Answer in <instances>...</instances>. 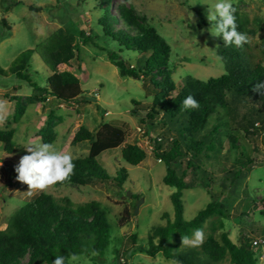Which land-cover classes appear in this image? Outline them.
Returning a JSON list of instances; mask_svg holds the SVG:
<instances>
[{
	"label": "rangeland",
	"instance_id": "obj_1",
	"mask_svg": "<svg viewBox=\"0 0 264 264\" xmlns=\"http://www.w3.org/2000/svg\"><path fill=\"white\" fill-rule=\"evenodd\" d=\"M120 2L115 0V4ZM215 3L216 0H128L136 13L147 19L169 45L172 78L178 91L188 76L206 81L225 73L217 54L219 37L211 35V24L207 19L209 8L214 10ZM233 5L257 29V33L248 38L254 51L258 50L264 44V0H233ZM97 7L95 0H0V102H4L7 109L6 119L1 124L4 128L15 129L13 153L8 154L0 143V229L4 230L8 220L21 207L43 192L58 202L69 199L73 203L71 208L98 201L107 211L110 245L103 254L77 255L71 264H177L162 255L152 257L143 252L154 228L166 225L168 219L163 215L166 213L173 220L175 214L171 195L176 189L164 183L165 163L157 159L151 145L153 139L166 132L162 124L150 128L145 117L156 93L148 80L122 77L109 61L107 51L114 47L102 35L96 37L99 31L95 22L100 16ZM1 20H5L7 26ZM82 31L107 50L103 52L85 44ZM66 32L70 34L66 41L77 45L79 52L69 65L61 64L57 69L77 75L84 95L72 103L49 98L44 105L30 104L34 91L17 77L18 67L26 60V75L41 86L46 85L52 72L36 48L48 41L54 45L63 43ZM122 55L128 64H136L137 53L127 51ZM16 96L27 105L18 123L13 122L15 102L12 99ZM251 106L253 103L249 102L240 107L230 118L231 136L224 137L217 163L215 159L206 160L204 168L194 178L193 171L186 170V180L193 178L200 184H209L215 197L230 198V186L228 183L224 186L222 182L234 161L237 160L236 169H242L239 160L252 169L244 186L238 182L230 217L224 220L225 228L217 230L215 236L220 239L225 231L236 244L244 242V238L256 241L258 264H264V125L256 119L258 130L245 134L244 127L249 120H244L243 114L249 113ZM51 114L57 125L53 144L57 149L71 153L74 159L86 157L90 149L88 142L71 145L78 129L86 126L90 131H96L104 123L123 128L126 144L140 146L147 157L137 166L129 165L122 158L123 146L107 150L98 157L100 165L112 178L122 169L127 172V180L122 186L114 181H98L82 187L55 185L43 192L29 191L26 184L16 179L14 168L19 159L28 154L25 145L43 142L38 134ZM250 118L256 117L250 114ZM222 126L225 128L223 123ZM166 144L163 149L168 148ZM233 145L235 149H232ZM248 158L254 163H247ZM175 167L181 175L187 169V158H179ZM182 201L184 218L190 221L212 198L200 185L184 190ZM126 213L127 224L120 227L118 220ZM212 219L203 228L204 241L212 233ZM133 235L138 236L136 244L131 240ZM220 264L231 262L227 258Z\"/></svg>",
	"mask_w": 264,
	"mask_h": 264
},
{
	"label": "trees",
	"instance_id": "obj_2",
	"mask_svg": "<svg viewBox=\"0 0 264 264\" xmlns=\"http://www.w3.org/2000/svg\"><path fill=\"white\" fill-rule=\"evenodd\" d=\"M95 1L100 13L95 22V28L99 31L96 37L102 35L114 47V50L107 51L109 61L118 68L122 77L148 80L152 84L156 94L152 108L145 117L150 128L162 124L166 132L159 137L160 141L153 139L151 145L154 146L157 159L165 163L164 183L176 189L171 195L175 214L173 220L168 214L163 215L164 219H168L166 225L154 228L143 252L152 257L162 255L177 264H220L227 258L231 264H258L256 252L259 245L256 241L244 238V242L236 244L225 231L221 233L220 239L215 236L217 230L225 228L224 220L230 217L238 182L244 186L252 169L246 168L241 160L238 162L243 164L242 169H236L237 160L234 161L232 169L226 173L222 182L224 186L229 184L232 194L230 198L215 197L209 184H200L193 178L204 168L206 160L215 159L217 163L224 137L231 136L230 118L240 107L253 103L250 112L243 114L244 120H249L244 127L245 134H253L258 130L255 126L256 119L264 125V95L253 91L255 84L264 81V44L254 51L249 42L243 47L225 46L222 37H219L217 54L225 73L206 81L188 76L178 91L172 78L171 49L147 19L139 16L133 6L128 4V0H120L119 4H115V0ZM235 16L238 31L248 37L257 33V29L245 15L236 10ZM1 23L7 26L5 20H1ZM64 36L66 39L61 44L54 45L48 41L36 48L52 72L46 85L41 86L26 75V60L19 65L17 77L34 91L29 99L30 104L44 105L49 98L72 103L83 97L81 81L77 75L57 69L61 64L69 65L79 52L77 45L66 41L70 37L69 32ZM81 38L85 44H91L100 51L107 50L99 41L87 36L86 32H81ZM127 51L138 54L135 65L128 64L123 59L122 53ZM189 95L199 102L198 109H183L182 102ZM12 100L15 102L13 122L18 123L25 114L27 105L17 96ZM250 114L256 118H250ZM54 120L52 114L49 115L38 134L44 143L56 140L57 125ZM142 123H145L144 119ZM14 136L15 129L4 128L0 123V143L8 154L15 150ZM84 142L90 144L89 154L83 158H75V170L71 179L56 186L82 187L98 181H114L122 186L127 180V172L122 169L112 178L100 165L98 157L107 150L121 146L122 158L129 165L137 166L147 157L140 146L126 144V132L123 128L109 123L102 124L96 131L81 126L71 145ZM232 143L235 144V141L232 140ZM163 144L168 145V148L163 149ZM235 148L233 145L232 149ZM181 157L187 158V169L179 175L175 163ZM247 163L251 165L254 162L248 158ZM190 169L193 171V178L187 182L186 170ZM200 185L207 189L212 201L192 220L187 221L184 218L183 191ZM60 202L50 194L40 193L8 220L6 228L0 229V264H52L56 255H64L66 264H71L73 256L104 253L110 245L111 227L102 204L90 201L71 208L73 203L69 199H61ZM127 216V213L120 216V227L127 224ZM211 219L214 220L211 221L212 233L199 248L182 247V236L191 237L196 229L203 230ZM137 238V235L131 237L133 244H136Z\"/></svg>",
	"mask_w": 264,
	"mask_h": 264
},
{
	"label": "clouds",
	"instance_id": "obj_3",
	"mask_svg": "<svg viewBox=\"0 0 264 264\" xmlns=\"http://www.w3.org/2000/svg\"><path fill=\"white\" fill-rule=\"evenodd\" d=\"M233 0H216L214 10L209 8L207 19L211 24V35L222 37L225 46L243 47L249 42L247 34L238 31ZM214 24V27L212 26ZM253 91L264 95V81L254 85ZM182 107L185 110L198 109L199 102L187 96ZM6 104L0 102V123L6 119ZM28 154L23 155L15 166L16 179L28 186L29 191L43 192L49 188L69 181L74 174L75 164L71 153L63 152L53 143H34L25 145ZM204 232L196 229L192 236H182L181 244L187 247H200L204 243ZM75 260V256L72 257ZM52 264H66L64 255H56Z\"/></svg>",
	"mask_w": 264,
	"mask_h": 264
},
{
	"label": "built area",
	"instance_id": "obj_4",
	"mask_svg": "<svg viewBox=\"0 0 264 264\" xmlns=\"http://www.w3.org/2000/svg\"><path fill=\"white\" fill-rule=\"evenodd\" d=\"M159 141L161 140V138H157Z\"/></svg>",
	"mask_w": 264,
	"mask_h": 264
},
{
	"label": "water",
	"instance_id": "obj_5",
	"mask_svg": "<svg viewBox=\"0 0 264 264\" xmlns=\"http://www.w3.org/2000/svg\"><path fill=\"white\" fill-rule=\"evenodd\" d=\"M137 211H138V208H137Z\"/></svg>",
	"mask_w": 264,
	"mask_h": 264
}]
</instances>
